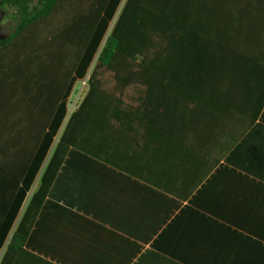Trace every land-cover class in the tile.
Wrapping results in <instances>:
<instances>
[{"label":"crops","instance_id":"1","mask_svg":"<svg viewBox=\"0 0 264 264\" xmlns=\"http://www.w3.org/2000/svg\"><path fill=\"white\" fill-rule=\"evenodd\" d=\"M161 25L162 124L139 133L155 139L74 156L45 186L36 164L43 195L9 264H264V0H162ZM2 73L0 136L31 137ZM21 167L0 160V203Z\"/></svg>","mask_w":264,"mask_h":264},{"label":"trees","instance_id":"2","mask_svg":"<svg viewBox=\"0 0 264 264\" xmlns=\"http://www.w3.org/2000/svg\"><path fill=\"white\" fill-rule=\"evenodd\" d=\"M28 1L0 0V7L16 4L20 15L15 33L0 42L1 80L12 84L37 126L31 137L0 136V160L22 158L21 169L10 170L17 191L0 203V250L29 196L35 165L41 169L67 117L73 87L96 55L89 90L64 126L42 185L74 156L107 160L113 147L134 156L136 148L155 139L139 133L162 124V0H126L108 37L122 0H44L32 11ZM20 145L21 154L14 153ZM42 195L40 188L29 199L1 264H9L28 241Z\"/></svg>","mask_w":264,"mask_h":264},{"label":"rangeland","instance_id":"3","mask_svg":"<svg viewBox=\"0 0 264 264\" xmlns=\"http://www.w3.org/2000/svg\"><path fill=\"white\" fill-rule=\"evenodd\" d=\"M126 0H122V4L119 8V11L117 13V15L114 17L113 21L110 23V26H109V29L107 31V34H106V37L109 36V34L111 33L112 31V28L114 26V23L116 22V19L119 15V12L120 10L122 9V6L124 5ZM38 0H33L31 2H28V7L29 9L32 11V10H36V9H39V5H38ZM20 21V15H19V7L17 5H11V4H6L4 6H1L0 7V39L2 38H5V37H8L10 36L11 34H13L16 29H17V26L19 24ZM97 57L98 55L95 56V59L86 75V77L83 79V80H79L75 83L74 87H73V90H72V93H71V96L69 97V100H68V114H67V117L63 123V125L61 126V129H60V132L58 134V136L56 137L55 139V142L50 150L49 155L46 159V162L49 161V159L51 158L52 156V152L54 151L59 139H60V136L63 132V129L65 128L64 126L66 125L68 119H69V116L75 111V109L79 106V104L82 102V100L84 99V97L86 96L88 90H89V85H88V78L90 77L94 67H95V64H96V61H97ZM30 199V196L27 198L26 202L24 203V207L21 211V214L19 215L18 219L16 220L13 228L11 229V232H10V235L8 237V240L7 242L10 241L13 233L15 232V229H17V226L19 224V221L23 215V212L25 211V208H26V205L28 204V201ZM5 249H3L1 251V254H0V257L1 255L4 253Z\"/></svg>","mask_w":264,"mask_h":264}]
</instances>
